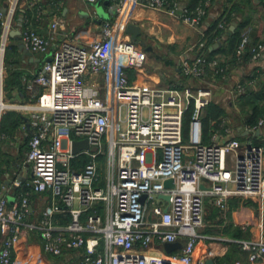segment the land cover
<instances>
[{
	"label": "built area",
	"instance_id": "built-area-1",
	"mask_svg": "<svg viewBox=\"0 0 264 264\" xmlns=\"http://www.w3.org/2000/svg\"><path fill=\"white\" fill-rule=\"evenodd\" d=\"M22 1L6 0L5 12L0 11V119L6 110L21 112L29 179L12 202L0 194V264H13V249L30 232H36L47 254L77 252L76 262L67 264H206L198 252L206 199L222 210L232 196L264 201V147L232 136L227 118L210 142H203L202 112L214 96L217 76L225 79L230 71L222 57L205 54L204 42L194 45L198 53L179 62L183 77L203 85L159 87L129 79L127 69L141 70L147 53L125 32L136 6L177 17L192 28L202 24L205 6L188 10L178 0H117L113 18L101 21L92 40L65 35L52 48L53 38L22 17L21 43L44 57L36 74L23 77L27 100L11 104L4 100V53ZM42 12L37 5L36 19ZM62 25L53 21L50 28ZM248 41L244 34L236 48L240 63ZM262 49L261 44L251 47V61ZM243 93L244 84L236 82L233 99ZM263 125L260 119L245 129L255 132ZM82 139L88 147L73 153L72 142ZM166 179L173 187H164ZM13 184L22 186L17 178ZM30 191H50L55 200L38 222L26 220ZM58 212L68 214L69 222L54 223ZM177 241L182 249L164 251V243ZM240 246L250 263L264 264V241Z\"/></svg>",
	"mask_w": 264,
	"mask_h": 264
},
{
	"label": "crops",
	"instance_id": "crops-1",
	"mask_svg": "<svg viewBox=\"0 0 264 264\" xmlns=\"http://www.w3.org/2000/svg\"><path fill=\"white\" fill-rule=\"evenodd\" d=\"M116 1L97 0L91 3L84 0H58L56 5H51L47 0H23L19 9H24L31 14L30 23L38 33L53 38L51 39L52 48L65 35L81 42L92 40L96 37L101 23L97 21L99 17L95 4L98 3L104 15H108L110 19L114 16L111 10ZM259 2L260 0H254V7L258 9L254 14L256 18L254 34L258 44L263 46L261 55L255 61L230 66L228 76L225 79H217L213 100L224 108L232 136L238 138L241 143L250 140L264 147V125L258 131H247L243 116L244 108L250 109L255 106L259 110L263 102L258 101L253 105V99L243 95L245 92L238 98L233 100L231 98V91L236 82H241L242 76L249 75L252 70H255V79L245 81L244 78L251 92H257L259 82H264V10ZM184 3L185 1L179 0L180 8L184 6ZM223 3V0L214 1L199 28H192L177 17L164 12L136 6L131 14L130 22L141 29L140 39L144 41V45L140 43L139 45L146 51L147 61L139 71L127 69L129 79L159 87L179 85L196 88L201 85L198 80L182 76L179 62L182 57L194 55L196 51L193 48L194 45L203 37V30L206 26L218 16ZM5 5L6 0H0V7ZM35 5H41L43 8L42 17L39 19L35 18ZM53 21H58L63 25L52 30L50 25ZM17 27L18 19L13 30ZM19 43L21 39L16 40L14 36H10L9 45L17 47L20 59L18 69L22 72L21 82L23 84V77L30 78L40 69L44 56L31 52L27 55L18 47ZM4 100L8 103L27 100L24 86L23 88L19 86L5 89ZM15 112L21 117L20 111L15 110ZM255 119L254 124L264 119V113ZM21 124L22 121L13 135L0 139V194L4 192L9 202L18 198V195L26 190L25 182L29 179V168L25 162L28 136ZM226 165L227 167L232 166L231 156H227ZM16 178L22 182L21 187L14 186L13 180ZM53 201L55 200L50 191L41 193L30 191L29 212L26 220L40 221L43 209L50 206ZM226 206V209L222 210L215 206L210 198L206 199L205 208L208 210V216L205 220V227L198 229L199 255H204L206 261L212 260L213 264H259L249 262L248 252L242 250L240 242L264 241V201L232 196L227 199ZM69 220V215L62 212L53 215V222L59 225H64ZM21 242L12 251L15 264L20 263L21 260L27 261L28 258L32 260L31 263L27 261L26 264H67L69 261L76 262L77 260L78 253L74 251L62 256L45 253L41 239L36 232L28 233ZM22 245H27V247Z\"/></svg>",
	"mask_w": 264,
	"mask_h": 264
},
{
	"label": "trees",
	"instance_id": "trees-1",
	"mask_svg": "<svg viewBox=\"0 0 264 264\" xmlns=\"http://www.w3.org/2000/svg\"><path fill=\"white\" fill-rule=\"evenodd\" d=\"M183 1H185L184 6L188 10H194L197 6L201 5L205 6L206 12H208L209 7L213 5L215 0ZM47 2L52 5L56 4L58 0H47ZM223 2V7L220 10L218 16L214 18L203 30V37L199 40V42H204V52L209 58H213L214 56L218 55L222 57L224 62L228 63L229 66H234L235 64L237 65L240 63L235 54L236 48L242 36L244 34H247L249 36V41L246 48L244 49V52L241 55V59L244 63H249L251 62L252 56L250 49L251 47L258 44L256 36L254 34V31H256V18H254V14H256L258 9L254 7V0H223ZM259 3L264 10V0H260ZM36 6L37 5H35L34 10H36ZM19 15H22L23 18H27L29 21H31V14L26 10L19 9L16 14V19H18ZM220 23H224V25L220 27ZM232 23H236V26L233 31H230L229 27ZM214 43H220L219 47H217L216 49H212L211 47ZM198 52L199 51H195V53ZM19 62L20 59L17 47L15 45L8 44V47L5 49L4 53V68L6 72L3 86L4 90L19 86H22L23 88V84L21 82L22 72L18 69ZM252 71L249 75L242 76L243 78L241 79V83L244 84L245 92L243 95L247 96L249 99H253V105H255V102L258 101H261L263 103L261 104L259 110L256 109L255 106H252V108H250L251 110L249 108L243 109L245 125L249 126L254 125L256 121L255 117L261 116L262 113H264V82H259V87L257 86V92H251L250 87L245 84V81L255 79V70ZM208 77L209 76L207 74V79H209ZM217 79L221 80L220 76H217ZM174 87L182 86L177 85ZM213 99L214 96L209 104L204 108L201 115L202 138L204 143L210 142V137L215 129L221 130V121L227 116L221 104ZM191 113V107H189L184 113L183 136L185 140L187 139L188 135ZM21 118L22 116L19 117L15 110H7L6 112H4L0 119V139H6L8 136L13 135L20 122L23 121V119Z\"/></svg>",
	"mask_w": 264,
	"mask_h": 264
},
{
	"label": "water",
	"instance_id": "water-1",
	"mask_svg": "<svg viewBox=\"0 0 264 264\" xmlns=\"http://www.w3.org/2000/svg\"><path fill=\"white\" fill-rule=\"evenodd\" d=\"M105 2H109V0H105ZM5 6H1L0 7V11L1 12H5ZM95 9H96L97 16L99 17V19L97 20L98 22H101L102 20L108 19V15H104L103 9L98 3L95 4ZM111 11L114 13V6H113ZM21 24H22V15H19L18 16V27L16 28V30H13L12 33H11V36H14L16 40L20 39L19 27L21 26ZM235 26H236V23H232L231 26L229 27V30L233 31ZM125 32L127 34H129L130 40L132 42H134L136 44L140 43L141 45H144V42L142 41V39H140L141 29H140V27L138 25H136V24H134L132 22H129L127 24L126 28H125ZM219 45H220V43H214L211 48L212 49H216L217 47H219ZM18 47L24 53H26L27 55L30 54V52H28L24 48V45L22 43H19ZM87 147H88V144H87V140L86 139H82V140H78V141L74 140L72 142V151H73V153H76L80 149H84V148H87ZM163 185L166 188L173 187V180L172 179H166L163 182ZM199 187L200 188H204V186L202 184ZM162 198L168 200V195H163ZM182 247H183V243L180 242V241H177V242H166V243L163 244V249L167 253L175 251V250L182 249ZM206 264H213V262H212V260L208 259L206 261Z\"/></svg>",
	"mask_w": 264,
	"mask_h": 264
},
{
	"label": "rangeland",
	"instance_id": "rangeland-1",
	"mask_svg": "<svg viewBox=\"0 0 264 264\" xmlns=\"http://www.w3.org/2000/svg\"><path fill=\"white\" fill-rule=\"evenodd\" d=\"M0 31H1V29H0ZM143 41V40H142ZM1 42V41H0ZM144 42V41H143ZM8 44H9V39L6 41V48L8 47ZM146 44V43H145ZM5 48V49H6ZM5 76H6V72H5ZM4 79H5V77H4ZM201 83V85H203L202 84V82H200ZM231 98H232V100H233V97H232V94H231ZM10 110V109H9ZM12 110V109H11ZM13 110H15V109H13ZM7 111V110H6ZM6 111H4V112H6ZM18 111V110H17ZM105 150V149H104ZM104 158H105V152L100 156V159L102 160V163L104 162L103 160H104ZM243 199H246L245 197H242ZM252 200V199H251ZM207 216H208V210L205 208V214H204V223H203V225H202V227H200L199 229L201 230L202 228H204L205 227V220H206V218H207ZM22 242L20 241V242H18L17 243V245H20ZM22 246H26L27 247V245H22ZM28 252V251H27ZM29 260H27L28 262H30L31 263V260H32V258H28ZM27 261H25V260H21L20 261V263H18V264H26V263H28ZM13 264H15V262H13Z\"/></svg>",
	"mask_w": 264,
	"mask_h": 264
},
{
	"label": "bare ground",
	"instance_id": "bare-ground-1",
	"mask_svg": "<svg viewBox=\"0 0 264 264\" xmlns=\"http://www.w3.org/2000/svg\"><path fill=\"white\" fill-rule=\"evenodd\" d=\"M26 101V100H25ZM24 102V101H23ZM13 103H16V102H11V104H13ZM19 103V102H18ZM15 110H17V109H15Z\"/></svg>",
	"mask_w": 264,
	"mask_h": 264
}]
</instances>
